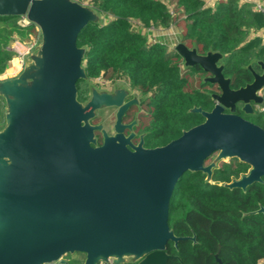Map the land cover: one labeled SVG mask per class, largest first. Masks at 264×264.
<instances>
[{
  "label": "water",
  "instance_id": "obj_1",
  "mask_svg": "<svg viewBox=\"0 0 264 264\" xmlns=\"http://www.w3.org/2000/svg\"><path fill=\"white\" fill-rule=\"evenodd\" d=\"M0 16L25 17L40 32L23 70L0 80V264H62L74 253L84 255L83 264H169L168 242L177 247L187 238L169 223L173 192L186 172L200 171L209 182L221 162L236 157L250 168L223 186L246 190L263 181L264 128L235 110L242 104L250 114L252 103L263 104L264 59L246 66L252 82L233 89L223 53L200 54L178 42L183 65L210 73L203 80L220 93L212 95L210 111L189 110L203 122L165 145L145 147L144 135L135 144L132 125L122 123L137 99L123 103L128 89L99 90L86 73L87 48L77 39L90 22H101L94 7L77 0H0ZM80 80L90 84L84 101ZM108 107H118L112 134L92 122Z\"/></svg>",
  "mask_w": 264,
  "mask_h": 264
},
{
  "label": "trees",
  "instance_id": "obj_2",
  "mask_svg": "<svg viewBox=\"0 0 264 264\" xmlns=\"http://www.w3.org/2000/svg\"><path fill=\"white\" fill-rule=\"evenodd\" d=\"M82 2L83 0H77ZM102 16L100 23L90 22L77 39L87 48L84 65L90 79H113L127 76L132 87L150 94L151 113H144L137 127L147 131L145 146L165 145L204 121L194 106L211 110L213 101L202 78L206 73L199 65L185 67L181 55L159 41H149L133 28L138 20L146 28L169 27L173 22L183 27L182 42L196 46L200 53L209 50L224 54L223 74L237 89L252 82L246 66L264 55V44L252 31L264 25V15L254 3L242 0H91ZM171 3L172 8L168 7ZM171 10L173 13H171ZM14 16H0V74L8 67L15 51L10 47L19 33L33 38L39 35L36 25L12 22ZM78 98L86 100L87 81L77 83ZM256 121L263 118L256 117ZM4 123V100L0 98V128ZM102 137L99 136V143ZM250 166L233 157L213 170L211 181L206 174L186 172L176 184L170 204L169 223L182 238L176 247L169 241L166 251L169 264H259L264 260V177L246 190L228 188L223 183L248 172ZM194 236L193 241L191 237ZM70 255V254H67ZM82 264L80 258L67 263Z\"/></svg>",
  "mask_w": 264,
  "mask_h": 264
},
{
  "label": "rangeland",
  "instance_id": "obj_3",
  "mask_svg": "<svg viewBox=\"0 0 264 264\" xmlns=\"http://www.w3.org/2000/svg\"><path fill=\"white\" fill-rule=\"evenodd\" d=\"M81 3L86 4V5L94 4L91 0H83ZM210 5H214V1L211 0ZM172 6L173 5L171 3H168V7L172 8ZM12 22H16L18 24H25V22H27V19L25 17H17V18H14ZM133 28L135 30H143L144 31L143 33L149 38V41H159V42L165 43L168 46V51L170 53L175 51V45L178 42H181L182 38H183L182 37L183 27L181 26V23H179V22H173L169 27H166V28L161 27V26H153L150 28H146L143 25H141L138 20H134L133 21ZM27 35L28 34L19 33L16 36L17 39L12 41L10 47L15 51V49H16V44H15L16 42L15 41H17V40H19L22 43V45L26 46V44L32 39L30 37H27ZM34 37H36V35ZM15 56H16V51H15V54L13 55V57H15ZM6 76H8V75L0 74V80L6 79ZM200 78L201 77L199 75H196L195 77H193V79L196 80L195 81L196 86L199 85V79ZM90 83L99 89L110 88L113 85H124V86H128L129 88H131L133 92H138L137 88L131 87L127 76L123 73L117 74L113 79H106V78H101V77L91 79ZM152 110H153L152 105H148V106L145 105L144 106L145 112H151ZM113 112H114V110L110 109V110L103 111L100 115L101 117L105 115V117H104L105 127L104 128L106 129V131L108 133L113 131V126H112V124L114 122ZM4 124H5V121L3 123V126H4ZM70 258H80V259H82V264H83L84 255L81 253H74V254H70V255H65L63 257L64 260H68Z\"/></svg>",
  "mask_w": 264,
  "mask_h": 264
},
{
  "label": "flooded vegetation",
  "instance_id": "obj_4",
  "mask_svg": "<svg viewBox=\"0 0 264 264\" xmlns=\"http://www.w3.org/2000/svg\"><path fill=\"white\" fill-rule=\"evenodd\" d=\"M200 54H203V53H200ZM256 59H264V55H263V57L256 58ZM253 67L256 70L259 71V67H258L257 64L253 63ZM209 75H210V73H206V75L204 77L209 76ZM204 77L202 76L201 78L204 79ZM87 83H88V93H87L86 99L88 97H90V93H91L90 84H89V82H87ZM205 83H206L205 88L209 91V95H210V97H211V99L213 101V107H214L215 101H214V98L212 97V95L214 93H220V90H219L218 86L216 84H214V83H211L209 81H207ZM120 86H123L124 88L129 90V93L123 99V103H126V102L132 100L133 98H136L137 101H138L137 103L131 104L128 108H126V110L124 111V114L122 115V123L126 124V125H130V124L132 125V130L136 134L135 137L133 138V142L135 144H137L139 142V140H140V135L143 134L144 138H145V136L147 134V131H138L137 127H138V125L140 123L142 115L144 113H151L153 111V110L151 112H145L144 111V106L145 105H147V106L150 105V104H148V101H149L148 99L150 98L151 95L150 94H147V95L142 94V93L139 92V90H138V92H133L132 89L129 88L128 86H124V85H120ZM115 87H116V85H113L110 88H105V89H102V90L113 91L115 89ZM97 89H99V88H97ZM99 90H101V89H99ZM260 94L264 97V88L261 90ZM144 97H145V99L141 101V99L144 98ZM252 104L254 106V113L246 114L244 111L241 110L242 104H238L237 105L235 113L238 114V115H241V116H243V117H245L247 119H249L250 121H252V122L260 125L262 128H264V102H263V104H254V103H252ZM110 109L114 110V112H113L114 122L112 124L113 131L109 132V134H112V133H114V124L116 122V113L118 111V107L105 108L104 110L99 112V115L92 122L95 123V124L101 122L103 124V126L105 127V121H104L105 115L102 116V117L100 115H101V113L103 111L110 110ZM207 111H210V110H207ZM228 111H229L228 109L225 110V112H228ZM260 116L263 118V120H261L260 122L256 121L255 120L256 117H260ZM130 132H131V130L129 128H125V134L126 135H128ZM98 135L101 136L100 134H98ZM144 146H145V141H144ZM145 147H147V146H145Z\"/></svg>",
  "mask_w": 264,
  "mask_h": 264
},
{
  "label": "built area",
  "instance_id": "obj_5",
  "mask_svg": "<svg viewBox=\"0 0 264 264\" xmlns=\"http://www.w3.org/2000/svg\"><path fill=\"white\" fill-rule=\"evenodd\" d=\"M212 1H214V3H215L217 0H212ZM242 1L252 2L253 0H242ZM254 2H255L254 3V9L261 12L264 15V2H262V1H258V2L254 1ZM206 3L208 5H210L211 0H206ZM171 13H173L172 10H171ZM21 25L26 26V25H29V23L27 21V22H25V24H21ZM255 36L259 37L261 39L262 43L264 44V25L260 28V32L257 33ZM39 41H40V33L36 37H33L26 44L24 51H21V50L16 48L15 49L16 56L12 57V59L8 62V67L1 74L8 75V76H6V79L13 78V77L17 76L23 70L28 56L33 51V49L36 47V45L39 43ZM15 42H14L15 44H17V43L22 44L19 40L15 41ZM15 60L17 62H15ZM57 264H59V262ZM99 264H116V263L101 261V262H99ZM123 264H137V263H123Z\"/></svg>",
  "mask_w": 264,
  "mask_h": 264
},
{
  "label": "crops",
  "instance_id": "obj_6",
  "mask_svg": "<svg viewBox=\"0 0 264 264\" xmlns=\"http://www.w3.org/2000/svg\"><path fill=\"white\" fill-rule=\"evenodd\" d=\"M254 1H262V2H264V0H253L252 2L253 3H255ZM141 32H144L143 30H140ZM260 32V29H258V30H254V31H252V33H251V35H250V37H254L257 33H259ZM259 264H264V260H261L260 262H259Z\"/></svg>",
  "mask_w": 264,
  "mask_h": 264
},
{
  "label": "bare ground",
  "instance_id": "obj_7",
  "mask_svg": "<svg viewBox=\"0 0 264 264\" xmlns=\"http://www.w3.org/2000/svg\"><path fill=\"white\" fill-rule=\"evenodd\" d=\"M16 48L19 49V50H21V51H24L25 46L22 45V44H20V43H17V44H16ZM15 62H17V61L15 60Z\"/></svg>",
  "mask_w": 264,
  "mask_h": 264
}]
</instances>
